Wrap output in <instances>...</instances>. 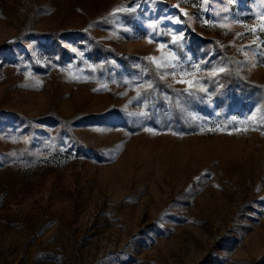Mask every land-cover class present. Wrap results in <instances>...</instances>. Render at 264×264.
<instances>
[{
    "label": "rangeland",
    "instance_id": "obj_1",
    "mask_svg": "<svg viewBox=\"0 0 264 264\" xmlns=\"http://www.w3.org/2000/svg\"><path fill=\"white\" fill-rule=\"evenodd\" d=\"M261 17L264 0H0V264H264ZM194 65L226 71L186 90Z\"/></svg>",
    "mask_w": 264,
    "mask_h": 264
},
{
    "label": "snow or ice",
    "instance_id": "obj_2",
    "mask_svg": "<svg viewBox=\"0 0 264 264\" xmlns=\"http://www.w3.org/2000/svg\"><path fill=\"white\" fill-rule=\"evenodd\" d=\"M123 11H126V9L124 8H116V9H113V12H123ZM181 12H183V9H181ZM174 22L176 23H179V19L177 17H173L172 18ZM261 21H264V17H261L260 18ZM205 23H208V21H204ZM222 27H226V25H221ZM151 27L155 28L156 27V23L155 21L152 23ZM260 29L262 31H264V23H261L259 25ZM253 32H255V27L252 29ZM239 35V34H237ZM178 37L177 36H173V41L177 40ZM151 42V41H149ZM158 48H163L164 45L162 44H158L157 45ZM145 59L151 61L157 68H164L166 66H169L167 65L166 62H162L161 60H158L156 57L154 56H149V57H146ZM169 59L171 60H174L175 59V56L171 53H169ZM201 71H207V74L209 77H216L218 74L220 73H224L226 71V69L224 67H213L211 69H202L199 65H194L193 66V70L191 72H188V71H182L180 73V76H181V79L178 81L179 83H183L186 85V90L188 89H197L199 91H205L206 89L204 88V86L202 84L199 83V77H198V73L201 72ZM171 75L173 76V79L176 78V73L175 71H173L171 73ZM163 78V77H162ZM149 87H151V85H148ZM256 117V110H253L251 111V113L245 118V120L247 121H252L254 120ZM245 120H242L240 123L243 125L245 124ZM234 131H247V127H243V128H236V129H233Z\"/></svg>",
    "mask_w": 264,
    "mask_h": 264
}]
</instances>
